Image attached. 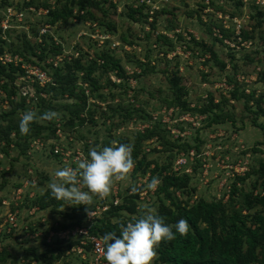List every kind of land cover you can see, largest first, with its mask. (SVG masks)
Here are the masks:
<instances>
[{
	"label": "rangeland",
	"instance_id": "1",
	"mask_svg": "<svg viewBox=\"0 0 264 264\" xmlns=\"http://www.w3.org/2000/svg\"><path fill=\"white\" fill-rule=\"evenodd\" d=\"M20 1L6 0L5 7L0 8V25L5 27V29L0 27L1 39L7 41L12 37L16 38L21 30L33 39L32 29L40 27L38 36L43 32L50 31L54 38H63L66 47L77 43L93 55L95 48L83 36L84 33L93 30V38L97 40L95 45L97 49H101L98 47H102L104 40L110 41L107 49L114 58L121 59L120 65L125 71L128 87L125 91L126 97L122 95L126 88L120 86H104L101 92H98L105 96L104 100L93 99L88 96L86 100L88 106L85 108L84 115L86 116L87 109L95 108L97 111L94 113L93 121L87 120L85 124L74 131L73 135L66 136L61 127L57 125L56 136L49 139H35L28 145L24 155H21L13 147V144L9 145L7 153L2 154L0 152V235L1 233L7 235L3 238L0 237V250L5 248L10 253L5 264H44L43 253L47 244L42 242L43 233L51 230L53 223L61 215L58 216L57 210L53 212L52 209H48L45 213L42 212L47 221L44 218L39 220L36 214L32 217L36 208L28 210L25 205L28 200L40 196L46 189H49L48 184L54 179L55 169L65 165L71 167L69 161L76 162L74 160L78 158L79 160L85 159V150L88 153L89 148L111 146L113 142L118 145V141L124 138L132 143L136 131L142 132L146 128H152L155 124H159L158 127L160 126L164 130L174 128V131L182 128L181 124L184 125V122L176 123L179 116L186 114L191 117L194 116L190 112H183L180 108L178 110L165 107L166 104L163 103V100L171 96L169 80L172 72L178 74L181 85L187 89L188 96L185 100L188 101L189 108H196L195 105L201 106V101L207 104L210 95L214 103L226 99L228 105L221 106L220 111H216V113L228 112L233 117V123L226 121L218 126L206 127L198 139L193 130L187 129L188 126L193 128L192 124L186 122V129L183 131L186 130L187 134L181 137L182 142L177 143H189L191 146L197 147V150H194L200 157H193L192 161L189 160V154L193 152L192 150L188 153L181 150L176 155L175 150L172 154L160 153L163 147L154 142L155 138L144 141L143 153L141 154L147 160L154 159L158 162L168 161L167 158L171 155L172 172L180 174L183 169L184 172H187L191 178V185L196 190L195 197L202 196L206 200H218L222 204L227 203V183L231 180L227 178L232 175L231 168L237 160L247 161L245 174L252 169H258L259 163L264 157V131L262 130L264 128V101L260 103L259 107L250 101L248 106H251L252 110H256L252 112L251 109L245 108L244 98L235 100L230 96L235 88L238 89V95L241 92L245 93L244 89L248 88L250 92L259 95L258 92L264 89V83L260 82L255 74L257 63L258 66L261 64L264 68V20L262 25L255 28L251 33L254 36L251 38L252 47H242V50H231V47L218 37V34L227 37V33L221 32L218 26H222V23L226 22L227 26H239L242 28V32L251 31L252 26L257 23L256 20L249 18L251 14L257 11L252 5L264 8V0H240L242 2L241 7L238 6V0H150L148 2V6L151 8L150 13L148 12V23L144 25L134 24L126 17L127 6L135 8L139 1L105 0L102 6L107 12L106 18L115 26L114 32L111 34L104 33L102 28L94 27L95 22L90 26V22L80 23L74 19H71L72 22L67 26L59 25L57 28H50L49 22L44 18L47 14L28 10L27 7L19 11L21 13L19 15L15 5ZM11 2L14 4L8 6L7 4ZM111 4H114L115 7H112ZM153 8L164 10L162 15L158 16L157 28L155 29L149 25L153 19L151 14ZM92 12L98 18L102 15L101 12L94 9ZM42 18L43 20H41ZM231 18H235V20H231ZM213 22L218 26L214 25ZM206 27L211 29V33L206 31ZM147 33H149L148 38L146 37ZM157 34L165 35L168 41L155 42ZM231 35L228 34V38L230 37V41L233 42L234 34ZM121 37L133 42L132 45L123 43ZM37 41H39L38 38ZM195 42H202L205 46L204 49L211 48L215 57L211 56L210 52H205V56H201V48ZM231 42L229 43L231 44ZM66 50L65 54H68L69 49L66 48ZM145 55H147L150 64L154 66V70H148L145 74H141V69L134 63L139 60L145 63L147 61L144 58ZM58 58L61 59L62 57ZM55 61V58L47 59L46 63L52 62V66H54L60 60ZM219 62L224 63L223 71L218 67ZM22 66L27 71L29 66L39 68V66L30 63H22ZM233 66H235V70L232 68ZM115 73L116 71H113L107 75L108 77L101 79V85L105 84L106 79L112 83H120L122 80L115 77ZM139 74L141 76L135 78ZM81 75L78 73L79 77ZM252 78L255 80L253 81ZM224 79L225 84L231 87L226 85L225 88ZM22 80H26V78L18 79V81ZM77 83H82L81 79H78ZM217 83H220V91L214 88ZM83 87L85 93L89 95L88 87L85 84ZM110 90L114 92L113 98L109 95ZM20 91L23 95L28 94L29 97H34L36 93L30 80L23 84ZM6 102V99L3 100L0 105L1 109H5ZM63 104L66 103L63 102ZM53 105L58 108V103ZM120 107L133 108L134 110L131 114V120L127 123L118 117L117 112L111 117L112 119L105 117L109 114L112 116V109ZM29 110H33L32 106L29 107ZM105 110L106 112H103ZM258 110H262V112H258ZM101 111L105 115L101 116ZM138 114L145 116L141 120ZM196 117L194 123H198V125L201 120L204 121L206 118L204 115H197ZM174 120L176 121L174 122ZM142 125L144 128H139ZM175 134L171 135L173 140H175ZM141 154L139 157H142ZM181 155L186 157L187 163L185 165L176 164L178 159H185ZM198 159L200 162H197ZM198 164H200L199 167ZM165 173L168 171L163 172V174ZM149 175L148 170L144 176L137 175L136 179L127 175L123 180L118 182L116 180L110 192L116 195L119 189L121 194H124V190L131 186L142 188L140 200H143L140 205L144 209L146 207L155 208V204H157L154 195L155 190L146 189ZM258 176L257 173L250 176L246 182L245 190L250 188L248 182L256 180L257 185L260 184L263 177ZM260 190L261 187L259 186L254 190V194ZM176 195H178L177 192ZM99 198L98 195H93V203L89 206V210L98 212L95 202ZM65 209L69 210V205L60 207L59 211ZM98 214L99 212L94 213V215ZM88 215L91 216L90 211ZM29 222H32L39 230L29 232ZM41 222H44V225H40ZM10 227L15 230L11 231ZM52 235V231L47 234V242L51 241ZM54 235H59L61 238L64 233L60 232ZM79 258L76 253L66 252L65 256L54 264H81V258Z\"/></svg>",
	"mask_w": 264,
	"mask_h": 264
},
{
	"label": "trees",
	"instance_id": "2",
	"mask_svg": "<svg viewBox=\"0 0 264 264\" xmlns=\"http://www.w3.org/2000/svg\"><path fill=\"white\" fill-rule=\"evenodd\" d=\"M104 1L21 0L15 6H17L18 10L27 7H33L34 9L42 7L46 9L47 16L44 18L49 22L50 28H57L59 25L62 27L67 26L72 22L71 19H74L80 23L90 22V26L95 22L94 27L98 29L102 28L104 33L111 34L114 32L115 26L106 18L107 12L102 6ZM135 1H139V4L135 8L128 5L126 17L134 24L144 25L148 23L147 17L151 8L148 6L147 1L149 2L150 0ZM6 3V0H0V8L5 7ZM12 4L14 3L11 2L7 5L12 6ZM113 5L112 7H115ZM238 6H242L240 0H238ZM252 7L257 9V11L251 14L249 18L256 20L257 23L252 26L251 31L242 32L243 38L246 39L254 37L251 33L255 28L262 25L264 20V8L255 5H252ZM92 9L101 12V17H96ZM163 11L162 9L153 8L151 12L153 19L149 22L151 28H157L158 16H161ZM213 24L216 25L214 22ZM39 28L35 27V29H32L33 39L27 33H23L22 30L16 35V38L12 37L7 41L1 39L0 35V58L4 54H10L11 57L17 56L21 59L16 65L13 62L3 64L0 60V105L3 100H7L5 109H1L0 107V152L2 154L7 153L9 145L13 144V147L21 155H24L28 149V145L35 139H49L56 136L57 125L61 127L66 136L73 135L74 131L85 124L87 120L89 122L93 121L94 113L97 110L95 108L87 109L85 116V108L88 106L86 100L88 96L93 99L104 100L105 96L98 93L101 92L104 86L124 87L126 89L123 90L124 93L122 95L126 97L125 91L127 90L128 83L125 78L127 77L122 65H120L121 59L118 57L114 58L112 53L107 49L110 44L109 40H104L102 47H98L101 49H97L95 46L97 40L90 37L94 31L86 32L83 36L95 48L93 55H91L88 50H85L77 43L66 47L64 39L61 37L60 39L54 38V35L50 31L38 36ZM206 31L211 33V29L208 27H206ZM148 34H146L147 38ZM178 37L180 36L178 35ZM37 38L39 41H37ZM155 39V42L168 41L166 36L162 34H157ZM121 40L127 45H132L133 43L125 37H121ZM195 43L201 48V54L199 53L201 56L205 52H210L211 56L215 57L211 48L204 49L205 46L202 42ZM66 48L69 49L68 54H65ZM169 51L171 50L169 49ZM56 57H62L58 64L52 66V62L46 63L47 59H54ZM144 58L147 59L145 63L140 60L134 63L135 66L137 65L141 69V74H145L148 70H154V66L150 64L147 55ZM22 63L39 66L51 79L50 82L43 86H39L37 82L32 83L36 90L34 97H29L28 94L23 95L20 91L23 84L27 82V80L18 81L19 78L26 77ZM218 67L223 71L224 63L219 62ZM232 68L235 70V66ZM113 71H116L115 77L120 78L122 81L116 84L106 79L105 84L102 86L100 80L108 77L107 75L113 73ZM78 73L82 75L79 77ZM140 76L139 74L135 78ZM78 79H81L82 83H77ZM180 81L181 79L178 74L172 72L169 80L171 96L165 98L163 103L166 104L165 107L167 108H176L178 110L180 108L183 112L204 115L206 117L199 128L192 129L198 139L200 133L206 127L212 125L218 126L226 121L233 123V117L228 112L216 113V111H220L221 106L228 105L226 99L214 103L210 95L207 104L201 101V106L195 105L196 108H189L188 101L185 100L188 92L181 85ZM259 81L264 83V71L260 74ZM84 84L89 89V95L83 90ZM109 92V95L113 98L114 92L111 90ZM230 97L235 100L244 98V106L247 110L251 109V106H248L250 101L254 102L258 107L264 101L263 94L254 97L253 92L250 94L241 92L238 95L237 88L231 92ZM63 102L66 104H63ZM54 103H58V108L53 105ZM30 106L33 109L31 111L36 112L38 115L50 110L56 112L57 116L50 121L34 120L30 124V131L22 135L18 127L19 119L23 112L29 111ZM132 111H134L133 108H114L111 111L112 116L109 114L105 117L112 119L111 117L117 112L118 117L127 123L131 120ZM103 112H106V110ZM258 112H262V110H258ZM100 113L101 116L105 115L104 113L102 114V111ZM138 115L141 120L145 116L144 114ZM158 125L155 124L152 128H146L142 132H135L134 140L131 143L133 146L132 158L134 166L128 176L136 179L137 175L144 176L148 170L150 174L149 181L153 177L159 178L161 183L154 191L157 203L155 204L156 212L164 218L166 223H175L177 220L184 218L188 221L190 228L185 235L181 236L177 234L176 238L171 241H161L156 249L157 256L152 261V264H264V157L256 170L252 169L242 176L229 174L230 177L227 179L231 180L227 183L228 197L226 204H222L218 200H206L202 196L195 197V187L191 185V178L184 172V169L180 174L172 172L171 166L173 162L171 155L167 158L168 161L158 162L154 159L147 160L141 154L143 153L144 141L155 138L154 142L159 143L163 147L160 153L166 152L172 154L173 150H175L174 153L176 155L181 150H185L186 153L192 150L194 153L193 157H200L195 152L197 150L196 146H191L189 143L178 144L177 142H182V138L173 140L169 132L160 126L158 127ZM185 125V123L184 125L181 124V131L186 129ZM262 130L264 131V128ZM118 142L119 144L130 143V140L124 138ZM85 153L87 158L88 153L86 150ZM139 154L142 157H139ZM197 162H200L199 159ZM69 163L71 167H75L76 162L69 161ZM199 166L200 164H198ZM164 171H168V173L163 174ZM254 173L259 174L258 177H263L262 181L258 185L256 180L248 182L250 188L245 190L246 182L250 176H254ZM259 186L261 190L254 194V190ZM132 188H136V191L132 192ZM176 192L178 195H176ZM121 193L120 189L116 195L110 192L109 195L99 198L95 202L99 214L95 215L90 221L89 234L101 239L106 232H116V235L119 236L118 232L121 226H125L128 222H131L133 217H139L143 214L145 209L140 205L143 200H140L142 188L131 186L124 190V194ZM64 205H67V202L54 198L50 194V189H46L40 196L28 200L25 205L28 210L36 208L32 217L36 214L39 220L44 218L42 212L45 213L48 209H52L53 212L57 210L58 216L59 214L61 215L53 223V226L50 228L51 230L44 231L43 233L42 242L47 244L43 253L44 264H54V262L65 256L66 252L75 254L72 249L79 245L78 241L71 236L65 239L59 238L54 234L80 227L86 221L87 212L91 210L88 209L86 211L83 205H69V210L65 209L60 212L59 208ZM18 208L20 209V207ZM11 210L13 211V209ZM40 225H44V222H41ZM10 229L11 231L15 230L13 227H10ZM36 230H39L38 227L36 228L32 222H29L28 231L34 232ZM50 231L53 232V235L50 238L51 241L47 242L46 236ZM6 236L4 233L0 235L1 238ZM90 249V245L84 246L86 258L85 260L81 259V264H89ZM9 257L10 253L5 248L0 250V264H5Z\"/></svg>",
	"mask_w": 264,
	"mask_h": 264
},
{
	"label": "clouds",
	"instance_id": "3",
	"mask_svg": "<svg viewBox=\"0 0 264 264\" xmlns=\"http://www.w3.org/2000/svg\"><path fill=\"white\" fill-rule=\"evenodd\" d=\"M57 116L54 111L37 114L25 111L19 119V132L24 135L30 131L34 120L50 121ZM131 143L89 148L88 157L76 161L75 167L64 166L54 171V179L48 184L50 194L62 199L67 205H83L85 210L93 203V195L106 197L114 181L123 180L134 166ZM161 183L153 177L146 189L154 191ZM86 189V190H84ZM132 192L136 188L131 189ZM190 228L187 220L181 218L175 223H166L155 208L146 207L143 214L133 217L131 222L121 226L119 236L116 232H106L103 259L106 264H152L156 258V249L161 241L168 242L176 235H185Z\"/></svg>",
	"mask_w": 264,
	"mask_h": 264
},
{
	"label": "built area",
	"instance_id": "4",
	"mask_svg": "<svg viewBox=\"0 0 264 264\" xmlns=\"http://www.w3.org/2000/svg\"><path fill=\"white\" fill-rule=\"evenodd\" d=\"M256 1H258V0H256ZM147 3H148V1H147ZM28 10L39 11V13L47 14V10L42 8V7L38 8V9H34L33 7H29ZM17 11L19 12L21 10H17ZM18 14L21 15L20 12ZM231 20H235V18H231ZM1 26L3 27V29H5V27L3 25H0V27ZM219 27H220V31L221 32H225L227 34L229 33L230 35L234 34V37L232 38V40H234L233 42L230 41V37L228 38V36L226 37V36H224L222 34H218V37L220 39H222L224 41V43H226V45H229L231 47V50H235V49L242 50V47H245V48L252 47L253 41L251 39H249V38H247V39L243 38V36H242V28H240L239 26H233V27H231L229 25L227 26L226 22H224V24L222 23V26H219ZM43 33H45V32H43ZM93 36H94V34L90 35V37L92 39H95V38H93ZM236 40H237V42H236ZM229 42H231V44ZM18 59H20V58L17 57V56L11 57L10 54H4L0 58V60H1V62L3 64H7V63H10V62H13V64H15V65L18 64L21 61V59L20 60H18ZM55 59H56V61L60 60L58 57H56ZM256 66H257V68H256L257 70H256L255 74H256V78L259 79V76L264 71V68L261 66V64L259 65L260 66L259 67L258 63L256 64ZM22 68H23V66H22ZM24 69H25V72H26V77L25 78H26V80H30L31 83L37 82V84L39 86H43L46 83L51 81L50 77L43 70H41L38 67L29 66L28 67V71L26 70L25 67H24ZM262 69H263V71H262ZM252 80L254 81L255 78H252ZM219 84L220 83H217L214 86V88L216 90H218V91L221 90V87L219 88ZM223 84H224L225 88H226V85H228V84H225V79H224ZM228 86H230V85H228ZM244 91H245L246 94H250L252 92V91L250 92L249 88L248 89H244ZM262 91H263V93H261ZM258 93H259V95L260 94L264 95V89L260 90ZM259 95L254 94V97H258ZM191 115H194V116L191 117V116H189V114H186L184 116H179V119L177 120L176 123H178V122L191 123L193 128H191V126L190 127L188 126V128H187V129H191V130L195 129V128H199L202 125L201 124L202 120H201V123L198 125V123L197 124L194 123V122H196L195 119H197L196 116L198 114H196V115L195 114H191ZM200 116H202V115H200ZM175 121L176 120H174V122ZM194 124H196V125H194ZM139 128L142 129V128H144V126L142 125ZM173 129L174 128H172V129L168 128L166 131H168L170 135H174V133H176L175 134L176 135L175 139L176 138H181L183 135L187 134V132H185L186 130L185 131H181L180 129L176 128L177 130L173 131ZM189 155H190L189 156V160L192 161L193 156H194L193 152H190ZM181 157H183L185 159H183V160L178 159V161L176 162L177 165H185L187 163L186 157H184L183 155H181ZM78 160H79V158L77 160H74V161H78ZM247 165L248 164H247L246 160H244V161L237 160L236 163L234 164L233 168H231L232 169V175H233V173L237 174V175H243L247 171ZM185 171L190 172L189 170H185ZM96 210H97V208H96ZM90 212H91V216H89L88 215L89 212H87L86 221L83 223V225H81L80 227H75V228L68 229L67 231L62 232V233H64V235H62L61 238L67 239L69 236H71L76 241H78L79 245L76 246L75 248H73L72 251L75 252L76 254H78V256L82 260H85V258H86L85 257V253H84L85 252L84 251V246L90 245V248H91L90 250L91 251H90V254H89V257H90L89 264H106V261L103 259L104 242L102 241L101 238L95 237L94 235L89 234V231H88L89 228H90L89 227L90 221L95 216L94 213H98V212H96L95 210H92V211L90 210ZM57 236L60 238L59 235H57Z\"/></svg>",
	"mask_w": 264,
	"mask_h": 264
}]
</instances>
